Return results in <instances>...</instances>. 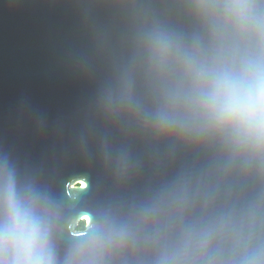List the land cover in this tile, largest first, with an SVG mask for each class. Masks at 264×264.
<instances>
[{
	"label": "water",
	"instance_id": "water-1",
	"mask_svg": "<svg viewBox=\"0 0 264 264\" xmlns=\"http://www.w3.org/2000/svg\"><path fill=\"white\" fill-rule=\"evenodd\" d=\"M235 2L0 0V236L11 187L51 264H264V154L201 109L261 54Z\"/></svg>",
	"mask_w": 264,
	"mask_h": 264
},
{
	"label": "clouds",
	"instance_id": "clouds-1",
	"mask_svg": "<svg viewBox=\"0 0 264 264\" xmlns=\"http://www.w3.org/2000/svg\"><path fill=\"white\" fill-rule=\"evenodd\" d=\"M239 27L247 22L253 5L237 0L225 6ZM261 54L239 72L215 74L201 95V109L215 130L226 132L238 149L264 154V26ZM9 215L0 236V264H51L44 237L35 222L16 205L11 187L7 192Z\"/></svg>",
	"mask_w": 264,
	"mask_h": 264
},
{
	"label": "trees",
	"instance_id": "trees-1",
	"mask_svg": "<svg viewBox=\"0 0 264 264\" xmlns=\"http://www.w3.org/2000/svg\"><path fill=\"white\" fill-rule=\"evenodd\" d=\"M85 230H86V223H82V224L80 225L79 231H80V232H85Z\"/></svg>",
	"mask_w": 264,
	"mask_h": 264
},
{
	"label": "rangeland",
	"instance_id": "rangeland-1",
	"mask_svg": "<svg viewBox=\"0 0 264 264\" xmlns=\"http://www.w3.org/2000/svg\"><path fill=\"white\" fill-rule=\"evenodd\" d=\"M87 226V225H86Z\"/></svg>",
	"mask_w": 264,
	"mask_h": 264
}]
</instances>
